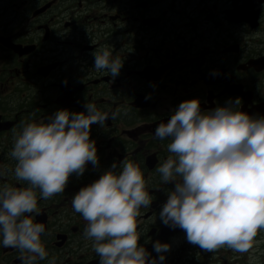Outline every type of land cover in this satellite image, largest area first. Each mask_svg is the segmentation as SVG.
I'll use <instances>...</instances> for the list:
<instances>
[{
	"label": "flooded vegetation",
	"instance_id": "1",
	"mask_svg": "<svg viewBox=\"0 0 264 264\" xmlns=\"http://www.w3.org/2000/svg\"><path fill=\"white\" fill-rule=\"evenodd\" d=\"M105 47L124 61L116 78L92 67V53ZM193 98L202 110L239 98L237 110L264 116V0H0V164L14 167L8 154L25 123L46 122L60 109L85 111V102L127 112L92 125L98 168L89 164L65 192L39 199L33 219L45 226L49 253L39 264H99L71 200L124 158L139 165L153 202L137 218L141 243L155 257V241L186 239L162 234L158 213L173 184L155 169L170 155V140L153 133ZM0 182L27 186L11 174ZM18 257L0 247V264H21Z\"/></svg>",
	"mask_w": 264,
	"mask_h": 264
},
{
	"label": "clouds",
	"instance_id": "2",
	"mask_svg": "<svg viewBox=\"0 0 264 264\" xmlns=\"http://www.w3.org/2000/svg\"><path fill=\"white\" fill-rule=\"evenodd\" d=\"M92 55L95 70L119 76L124 62L119 55L107 47ZM240 102L230 98L223 106L202 110L199 98L185 100L153 133L170 140V155L155 171L164 185L173 184L158 218L181 229L186 241L204 252L227 247L248 253L264 231V116L237 110ZM84 109H60L46 122L25 123L8 154L14 167L0 164V181L11 174L27 185L0 182V247L16 249L21 264L49 257L41 239L45 226L33 219L39 199L65 192L70 177H82L89 164L98 168L92 125L105 127L127 115L119 107L101 111L91 102ZM152 203L143 172L127 158L114 160L71 200L74 212L86 221L83 236L91 241L99 264H163L171 244L155 241L158 255L153 257L138 233L140 210Z\"/></svg>",
	"mask_w": 264,
	"mask_h": 264
},
{
	"label": "rangeland",
	"instance_id": "3",
	"mask_svg": "<svg viewBox=\"0 0 264 264\" xmlns=\"http://www.w3.org/2000/svg\"><path fill=\"white\" fill-rule=\"evenodd\" d=\"M211 264H264V231L258 232L248 253L242 254L224 247L216 250Z\"/></svg>",
	"mask_w": 264,
	"mask_h": 264
}]
</instances>
